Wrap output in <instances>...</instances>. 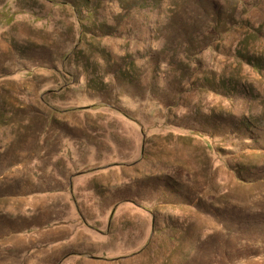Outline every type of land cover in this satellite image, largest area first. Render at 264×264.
Returning a JSON list of instances; mask_svg holds the SVG:
<instances>
[{"label":"rangeland","instance_id":"rangeland-1","mask_svg":"<svg viewBox=\"0 0 264 264\" xmlns=\"http://www.w3.org/2000/svg\"><path fill=\"white\" fill-rule=\"evenodd\" d=\"M56 165L65 240L126 231L60 264H264V0H0V264H57L12 235Z\"/></svg>","mask_w":264,"mask_h":264},{"label":"crops","instance_id":"crops-1","mask_svg":"<svg viewBox=\"0 0 264 264\" xmlns=\"http://www.w3.org/2000/svg\"><path fill=\"white\" fill-rule=\"evenodd\" d=\"M56 166L59 171L60 180L56 179L52 175H48L47 173L40 174L39 172L38 177L35 180V182H37L35 189L30 192H24L22 196V198L25 199V217L28 218L31 223L17 225L15 227L16 230H13L12 235L17 237L22 236L24 238L28 237L33 241V244H38L32 245L31 241L30 248H24V253L26 254V252H29L30 255H33L38 252L40 250V246L43 245L48 247L47 249L52 253H55L58 257H60L57 261V264H60L70 255H77L82 259L83 255L86 253H91V255L95 256V254H97L96 251H100L101 248L107 249L111 246L115 247V243H120L122 238L124 240L121 243H123L124 246L126 231L122 232L121 230H116L117 232L113 233L112 222L114 220H112L111 225L106 232V234L109 233L110 236V239L106 242L92 241L82 233L78 235V239L76 241H72V239L65 240L70 237L73 231V229L69 227V222L73 220L68 219L69 217L67 216L69 208L67 210L64 208L71 207V205H73L71 203L72 201H70L72 177L70 172L67 170V166ZM124 167L125 166H123V175L126 174L124 172ZM125 179L127 180L126 176L120 177L116 172L98 177V181L95 183V194L99 200H101L99 204L100 207L106 206L109 207L108 209L112 206L120 207L123 205L122 203L124 201H127L128 191L123 185L126 184ZM47 205L56 207L53 210L55 215H53L49 220H47V217L45 216L34 214L38 212V210L41 212V206ZM26 211H29L30 214L27 215ZM32 211L33 214H31ZM104 215H106V213H104ZM9 218L12 219L11 216H9ZM76 231L77 230L74 232ZM81 236L86 237V241H84ZM82 243L83 245H81ZM36 246L39 247L37 250H35ZM118 249L120 248L118 247Z\"/></svg>","mask_w":264,"mask_h":264}]
</instances>
